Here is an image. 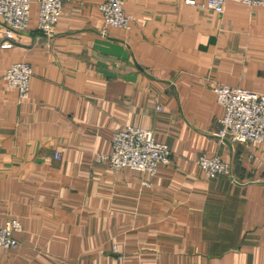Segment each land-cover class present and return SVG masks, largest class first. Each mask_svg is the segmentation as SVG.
<instances>
[{"label": "crops", "instance_id": "obj_1", "mask_svg": "<svg viewBox=\"0 0 264 264\" xmlns=\"http://www.w3.org/2000/svg\"><path fill=\"white\" fill-rule=\"evenodd\" d=\"M31 1L29 29L0 48V225H23L0 264H264V142H220L212 91L264 92V8L126 0L131 30L103 38L106 0H65L48 37ZM5 32L0 17V46ZM17 63L32 67L27 100L4 80ZM124 126L151 130L171 165L99 162ZM202 154L231 177L208 180Z\"/></svg>", "mask_w": 264, "mask_h": 264}, {"label": "built area", "instance_id": "obj_2", "mask_svg": "<svg viewBox=\"0 0 264 264\" xmlns=\"http://www.w3.org/2000/svg\"><path fill=\"white\" fill-rule=\"evenodd\" d=\"M65 0H36L39 8L38 30L53 37ZM242 3L249 7L264 8V0H208L205 7L223 13L226 4ZM126 0H106L99 5L103 18L101 37L108 38L113 30L129 32L134 18L125 11ZM195 6V1H187ZM31 0H0V17L6 25L5 39L1 49L13 47L12 37L29 29L31 20ZM32 67L27 63L12 65L4 76L7 85L18 91L22 100L30 97ZM218 105L225 114L219 120L217 137L220 142L230 141L240 144H261L264 142V92L258 93L215 82L212 87ZM160 110V108H158ZM59 159V153L55 154ZM98 161L106 163L112 170H132L154 176L160 166L172 163L171 151L167 145L158 143L151 130L133 126L119 127L112 138V152L99 155ZM196 164L203 169L208 180L231 177L230 167L218 156L200 155ZM23 232L19 220L0 225V248L17 251L20 243L16 236ZM118 253L117 247L113 250Z\"/></svg>", "mask_w": 264, "mask_h": 264}, {"label": "rangeland", "instance_id": "obj_3", "mask_svg": "<svg viewBox=\"0 0 264 264\" xmlns=\"http://www.w3.org/2000/svg\"><path fill=\"white\" fill-rule=\"evenodd\" d=\"M15 220V219H14Z\"/></svg>", "mask_w": 264, "mask_h": 264}]
</instances>
